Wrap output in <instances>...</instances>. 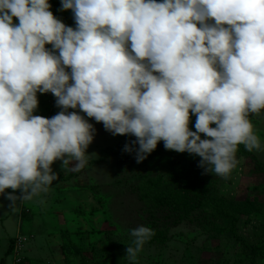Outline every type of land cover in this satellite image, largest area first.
<instances>
[{"label":"clouds","instance_id":"1","mask_svg":"<svg viewBox=\"0 0 264 264\" xmlns=\"http://www.w3.org/2000/svg\"><path fill=\"white\" fill-rule=\"evenodd\" d=\"M50 8L0 0V194L9 208L47 193L54 161L64 171L87 166L96 129L86 117L134 136L123 151L137 163L163 141L227 178L238 145L264 151L249 119L264 110V0H61L75 28ZM37 92H51L61 111L34 115ZM130 235L125 254L135 261L155 232L140 225Z\"/></svg>","mask_w":264,"mask_h":264},{"label":"rangeland","instance_id":"2","mask_svg":"<svg viewBox=\"0 0 264 264\" xmlns=\"http://www.w3.org/2000/svg\"><path fill=\"white\" fill-rule=\"evenodd\" d=\"M59 2L54 16L75 28L73 11L59 10ZM13 23L18 25V18ZM66 71L70 72V68L66 67ZM40 96L50 103L55 99L51 92H37V97ZM39 103L38 100L34 115L51 118L61 111L60 107L53 108L56 111H51L54 112L51 115ZM68 111L80 110L69 108ZM80 114L86 117L82 111ZM86 118L96 132L86 150L89 160L84 169L64 171L62 161H54L51 167L58 178L47 193L18 204L15 210L9 208L11 202L0 194V264L11 238L16 235L24 238L22 255L28 264L251 263L247 245L258 244L264 225V151L249 152L238 145L239 163L227 178L205 173L213 178L210 181L223 199H230L240 207L236 214V234L242 242L237 236L213 230L212 220L201 209L175 225L169 205L151 206L141 199L138 177L155 173V168L142 167L128 155H107L105 149L114 146L121 134L114 136L105 130L103 122ZM249 119L254 134L264 146V110L260 114L250 113ZM195 121L196 115L190 110L189 128L193 131ZM200 135L206 138L205 134ZM158 144L164 147L163 141ZM171 151L183 162L199 167L198 155ZM15 193L19 195L20 190ZM140 225L164 234L166 241L161 245L148 240L135 261H130L125 254V243L131 244V229ZM10 260L7 255L5 264H10ZM251 264H264V255L257 256Z\"/></svg>","mask_w":264,"mask_h":264},{"label":"trees","instance_id":"3","mask_svg":"<svg viewBox=\"0 0 264 264\" xmlns=\"http://www.w3.org/2000/svg\"><path fill=\"white\" fill-rule=\"evenodd\" d=\"M60 0H49L51 5L50 11L57 9ZM16 18L13 17V20ZM58 53V52H57ZM56 53V54H57ZM158 74V73H154ZM42 98V100H41ZM39 104L45 109V112L54 114L49 100L42 96L38 97ZM56 97L52 103L55 104ZM54 111V112H51ZM134 136L123 134L114 146L106 148L107 155H128L129 159L136 161L134 153L124 152L123 148L126 143L135 140ZM142 167L153 166L155 173L147 172L139 175L137 189L141 194V199L148 201L149 205H169L171 213L174 215L173 224L177 225L180 221L189 219V215L196 209L204 211L207 218L212 220V229L224 234L238 237L242 242L243 239L236 234V215L240 209L238 204L230 199H223L217 187L211 183L209 176H206L201 167L195 168L189 163L183 162L174 152L165 149L162 145L157 144L146 159L138 163ZM14 237L5 250L2 264H5L7 255H10ZM166 236L162 233L155 232V235L149 240L151 243L163 244ZM249 248L248 256L251 263L257 257L264 255V225L262 237L258 244L247 245ZM250 263V264H251ZM21 264H28V260L23 256Z\"/></svg>","mask_w":264,"mask_h":264},{"label":"built area","instance_id":"4","mask_svg":"<svg viewBox=\"0 0 264 264\" xmlns=\"http://www.w3.org/2000/svg\"><path fill=\"white\" fill-rule=\"evenodd\" d=\"M45 47L50 49L52 45L46 44ZM56 52H58V50H56ZM51 105H52V108L58 107L52 102H51ZM23 240L24 238L20 235H16L14 237L13 245H12V249L10 253V257H11L10 264H21L22 263L23 261V255H22Z\"/></svg>","mask_w":264,"mask_h":264}]
</instances>
